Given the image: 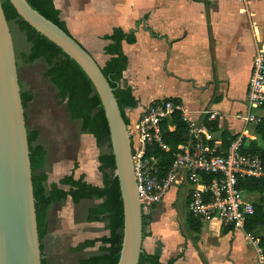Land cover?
Returning <instances> with one entry per match:
<instances>
[{"label": "crops", "instance_id": "crops-1", "mask_svg": "<svg viewBox=\"0 0 264 264\" xmlns=\"http://www.w3.org/2000/svg\"><path fill=\"white\" fill-rule=\"evenodd\" d=\"M52 2L67 32L99 65L104 66L111 57L105 48L112 41L105 37L114 28L134 33L133 43H121L127 57L121 84L130 87L136 100V106L126 111L129 123L133 124L150 102L174 99L181 103L191 120L201 118L200 111L204 110L225 115L217 131L221 135L228 133L230 141L243 127L235 115L245 110L251 63L256 45L264 38V0ZM31 69L32 65L27 64L18 68V80L21 91L32 94L34 99L32 89L38 79ZM47 82L50 83L49 78ZM44 119L46 125L42 129L30 130H37L45 137L39 143L46 151L47 184L68 190L69 186L60 180L73 173L74 179L84 175L87 182L100 185L94 172L100 175L97 153L93 163L92 149L84 147L82 122L70 116L66 101L64 113ZM221 135L219 141L223 147ZM172 191L158 204V209L157 205L151 210L148 224L143 228V253L151 255L159 251L162 264L169 260L173 264H258L252 246L239 229L213 221L201 224L198 236L190 232L185 209L189 191L186 188L185 208L173 204ZM65 201L64 206L73 204L70 197ZM61 209L62 215L67 216L66 209Z\"/></svg>", "mask_w": 264, "mask_h": 264}, {"label": "trees", "instance_id": "trees-1", "mask_svg": "<svg viewBox=\"0 0 264 264\" xmlns=\"http://www.w3.org/2000/svg\"><path fill=\"white\" fill-rule=\"evenodd\" d=\"M26 1L45 18L67 32L64 23L59 19V11L54 8L52 0ZM1 4L7 22L14 21L18 28L24 32L26 41L31 43L29 51L21 54L22 61L30 63L38 58H43L46 61L48 68L45 76L57 88L59 97L66 99V108L70 116L73 119L81 120L83 132L91 134L95 138L99 149L98 159L99 171L102 174V187L86 183L82 180L83 176L74 179L73 174H71L60 180L61 184L70 187L68 190H63L58 188L56 184H47V174L44 169L46 151L42 145L36 142L39 136L38 132L36 130L27 131L39 239L41 240L47 231L48 213L54 203L62 202L68 196L73 203H79L82 199H101L102 202L97 206L88 209L87 218L103 223L110 235L100 239L85 240L79 243L75 249L82 250L100 241L105 244L99 248L100 252L81 259L79 264H116L123 235L122 202L117 178L113 176L114 159L111 152L108 126L99 97L88 77L73 60L26 23L16 13L9 0H2ZM105 39L112 41V44L105 48V52L111 57L101 69L105 77L108 78L110 86L114 89V95L117 98L125 124L128 125L129 120L125 116L124 109L135 107L136 100L130 87L125 83L121 84L122 72L127 66V57L122 51L121 43L122 41L133 43L135 36L133 32L125 33L118 27L114 28ZM20 95L22 105L25 108L33 96L26 91H21ZM172 100L179 103L177 100ZM262 109L264 110V105ZM259 116L258 123L253 126V133L256 138L251 139L249 145L242 150L258 155L264 168V115L259 114ZM172 121L176 124L175 130L165 133L163 136V142L168 146V151L164 152L158 148L153 151H146L147 155L153 153L158 156L162 173L171 164L172 154L176 146L185 140L187 134V125L182 121L179 112L172 115ZM221 138L223 139V147L226 149L230 143V140L227 139L229 134L224 132ZM257 138L262 144H259ZM242 186L247 192L258 196V199L253 202L254 213L247 219L245 231L252 233L258 239L264 257V179H247ZM150 214L151 211L149 213L143 212V228L148 224ZM186 224L188 230L198 236L201 224L189 212L186 214ZM40 248L42 250V245ZM143 263L162 264L159 261V251H155L151 255L142 252L139 264ZM41 264L48 263L41 259ZM166 264H173V260H169Z\"/></svg>", "mask_w": 264, "mask_h": 264}, {"label": "built area", "instance_id": "built-area-1", "mask_svg": "<svg viewBox=\"0 0 264 264\" xmlns=\"http://www.w3.org/2000/svg\"><path fill=\"white\" fill-rule=\"evenodd\" d=\"M264 105V38L256 45L247 83L245 110L235 115L242 128L225 149L220 145V131L225 115L216 110L200 111L201 118L191 120L181 103L158 99L147 104L136 121L127 125L131 139L132 163L137 194L144 213L163 201L172 188L185 186L188 191V212L200 223L217 221L239 229L252 246L258 264H264L258 239L245 231L247 219L254 213L252 198L243 188L247 179H264V168L258 155L244 152L253 131L249 124H257L255 109ZM180 113L187 125L185 140L176 146L172 161L161 172L159 159L147 150L158 148L164 152L165 133L175 130L172 115ZM219 132V135H218ZM219 138H218V137Z\"/></svg>", "mask_w": 264, "mask_h": 264}, {"label": "water", "instance_id": "water-1", "mask_svg": "<svg viewBox=\"0 0 264 264\" xmlns=\"http://www.w3.org/2000/svg\"><path fill=\"white\" fill-rule=\"evenodd\" d=\"M33 29L59 47L85 73L103 108L123 212V235L116 264H139L142 206L137 194L130 134L114 89L100 65L69 33L26 0H9ZM0 0V264H41L25 108L13 40Z\"/></svg>", "mask_w": 264, "mask_h": 264}, {"label": "rangeland", "instance_id": "rangeland-1", "mask_svg": "<svg viewBox=\"0 0 264 264\" xmlns=\"http://www.w3.org/2000/svg\"><path fill=\"white\" fill-rule=\"evenodd\" d=\"M9 27L13 40L17 70L18 68L22 69L26 64L32 65L31 71L34 70V75L37 73V79L39 80L34 81L32 89L35 95L34 99L28 102L25 107L27 116L26 124L29 129H32L33 127H39L42 129L44 125H46L44 118L48 119L52 118V116H58L59 112L64 113L66 99H61L59 97L57 88L53 84L47 82V76H45V74L43 75V72L48 68L46 61L43 58H38L30 63L22 61L21 54L29 51L31 43L26 41L24 32L18 28L14 21L9 22ZM99 62L103 64L102 61L99 60ZM100 66L101 68L103 67V65ZM40 92H43V94ZM128 108L132 107H126L124 109L125 116L126 111H130ZM254 112L256 114L264 115V110L262 108L255 109ZM45 114L46 116L44 117ZM232 124L236 125L235 122ZM253 126V124H249L246 130L248 131V129L253 128ZM250 134L251 136L253 135L252 139L256 138L254 133ZM43 137L42 134L41 136L39 135L38 142H43ZM258 142L259 144H262L261 141L258 140ZM86 146L92 149L91 160L95 163V155L98 152L93 136L88 133H84V147ZM94 172L97 176L96 182H100V175L95 170ZM173 189L176 188H172L170 191ZM169 192L167 195L170 194ZM171 193L175 197V202H173V204H175V206L177 205L179 208H185L184 201L186 197V187H179L176 191H172ZM167 195L165 197H167ZM245 197L255 200L258 199L256 194H246ZM65 202L66 201L59 202V205L55 204L52 207L49 214L47 231L41 238L42 259L48 264H79L81 259L93 254H98L100 252L99 248L105 245L98 241L92 247L84 248L82 250L75 249L80 242L84 239H100L110 235L109 230L105 228L103 223L87 221L85 219L87 208L98 205L102 202L101 199L81 201L78 204H71L70 202V205L64 206ZM179 203H182L183 207ZM157 205L158 204L151 207L147 213L156 208ZM62 207L64 210L66 209V211H68L64 212L67 216L62 215ZM158 207L159 205L157 206V209ZM185 209L188 212L187 207ZM154 212H156V209Z\"/></svg>", "mask_w": 264, "mask_h": 264}, {"label": "flooded vegetation", "instance_id": "flooded-vegetation-1", "mask_svg": "<svg viewBox=\"0 0 264 264\" xmlns=\"http://www.w3.org/2000/svg\"><path fill=\"white\" fill-rule=\"evenodd\" d=\"M26 125H27V124H26ZM28 130H30V129L27 127V131H28ZM36 131H37V130H36ZM37 132H38V131H37ZM38 135H39V133H38ZM90 135H91V134H90ZM93 138H94V137H93ZM38 139H39V136H38L36 142H37L38 144H40V143L38 142ZM94 140H95V138H94ZM40 145H42V144H40ZM95 145H96V141H95ZM42 146H43V145H42ZM43 147H44V146H43ZM96 148H97V152H98V153H97V161H98V171H99V165H100V163H99V159H98V156H99V149H98L97 145H96ZM44 149H45V148H44ZM45 157H46V155H45ZM44 164H45V163H44ZM99 173H100V175H101V177H100V178H101V179H100V185H95V184H93V183L87 182V181L84 179V175H82V176H83L82 180L85 181V182L88 183V184H91V185H94V186L102 187V185H103L102 174H101L100 171H99ZM71 174H73V173H71ZM71 174H70V175H71ZM82 176H81V177H82ZM79 178H80V177H79ZM64 185H66V184H64ZM67 186H69V185H67ZM69 188H70V187H69ZM68 197H69V196H68ZM68 197H67V198H68ZM67 198H66V199H67ZM66 199H65V200H66ZM65 200H64V201H65ZM89 200H98V199H96V198L82 199V200L79 201V203H80L81 201H89ZM57 203H58V202H57ZM72 203H73V202H72ZM73 204H78V203H73ZM96 206H97V205H96ZM51 207H52V206H51ZM51 207H50V208H51ZM94 207H95V206H94ZM89 208H93V206L87 208V214H86V216H85V219H86L87 221H93V220H88V218H87V215H88V209H89ZM48 220H49V213H48ZM96 222H98V221H96ZM85 240H92V239H85ZM85 240H84V241H85ZM40 243H41V240H40ZM90 247H92V246H90ZM86 248H88V247H86Z\"/></svg>", "mask_w": 264, "mask_h": 264}]
</instances>
